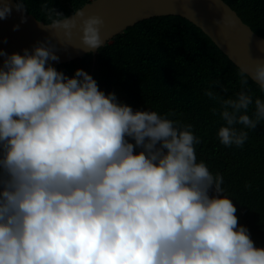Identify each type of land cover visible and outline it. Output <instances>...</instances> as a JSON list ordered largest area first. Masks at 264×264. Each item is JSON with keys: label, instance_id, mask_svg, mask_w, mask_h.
I'll return each instance as SVG.
<instances>
[{"label": "clouds", "instance_id": "obj_1", "mask_svg": "<svg viewBox=\"0 0 264 264\" xmlns=\"http://www.w3.org/2000/svg\"><path fill=\"white\" fill-rule=\"evenodd\" d=\"M13 9L25 12L23 0H0V20ZM55 16L40 27L62 32L59 44L104 46L102 17ZM57 51L47 39L22 55L0 50V264H264L223 176L197 161L192 125L134 110L82 69L68 77L50 63ZM253 60L241 84L264 92V58ZM204 94L219 105V143L243 147L245 129L264 121V100L249 115L250 90Z\"/></svg>", "mask_w": 264, "mask_h": 264}, {"label": "trees", "instance_id": "obj_2", "mask_svg": "<svg viewBox=\"0 0 264 264\" xmlns=\"http://www.w3.org/2000/svg\"><path fill=\"white\" fill-rule=\"evenodd\" d=\"M90 1L23 3L27 12L48 24L50 11L53 18L55 11L68 17ZM225 1L264 37V0ZM52 66L68 77L77 69L90 74L93 54ZM240 70L200 27L182 16L163 15L128 27L100 48L92 77L100 90L115 93L120 102L134 110L174 113L168 118L192 125L194 135L201 140L195 145L197 161L223 176V195L233 200L239 224L249 229L257 247L264 248V121L254 131L245 129L249 138L243 147H225L217 139L224 122L211 111L219 105L204 94L211 90L227 99L234 98L242 88L250 90L251 115L255 99L264 100V92L251 79L242 85Z\"/></svg>", "mask_w": 264, "mask_h": 264}, {"label": "water", "instance_id": "obj_3", "mask_svg": "<svg viewBox=\"0 0 264 264\" xmlns=\"http://www.w3.org/2000/svg\"><path fill=\"white\" fill-rule=\"evenodd\" d=\"M11 2L14 4L16 0ZM82 9H85L87 15H98L104 19L105 26L101 30V37L105 40L104 46L116 35L140 21L156 16L178 15L200 27L241 69L251 67L253 59L264 58V53L258 47L264 43V37L245 23L225 0H92L78 10ZM223 17L231 20L234 26L221 31L215 21ZM43 23L47 24L27 10L19 13L13 9L7 19L0 20V50L8 54L22 55L24 49L31 50L37 42L47 39L56 44V54L60 58L58 63L50 62L52 65L68 63L88 53L59 44L58 41L63 40V33L45 31L40 27ZM16 25H19V29L14 31ZM71 44L80 46L79 33L75 30ZM98 52L99 50L92 52L91 76L95 71Z\"/></svg>", "mask_w": 264, "mask_h": 264}]
</instances>
